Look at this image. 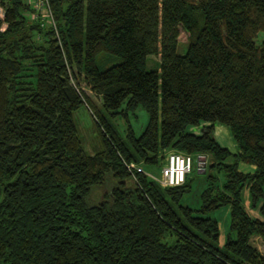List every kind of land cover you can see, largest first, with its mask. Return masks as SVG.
<instances>
[{
    "label": "trees",
    "instance_id": "trees-1",
    "mask_svg": "<svg viewBox=\"0 0 264 264\" xmlns=\"http://www.w3.org/2000/svg\"><path fill=\"white\" fill-rule=\"evenodd\" d=\"M49 3L58 37L27 0H0V264H264L252 242L264 243V219L242 200L248 189L249 208L264 216V0ZM150 55L159 62L149 70ZM82 105L101 141L93 154L73 119ZM139 107L146 126L121 135L113 120ZM215 123L239 152L217 142ZM169 149L191 154L192 169L210 156L197 208L182 203L189 174L163 187L145 173L156 175L148 169ZM131 161L144 168L136 179ZM98 187L106 191L91 203ZM224 206L221 243L210 214Z\"/></svg>",
    "mask_w": 264,
    "mask_h": 264
},
{
    "label": "rangeland",
    "instance_id": "rangeland-1",
    "mask_svg": "<svg viewBox=\"0 0 264 264\" xmlns=\"http://www.w3.org/2000/svg\"><path fill=\"white\" fill-rule=\"evenodd\" d=\"M4 28V27H3ZM261 39H264V31L259 32L257 36V41H260ZM187 43L185 36L182 35L179 40V44L177 46V52L179 54H182L186 51ZM100 55L108 56L107 53H100ZM97 58V65L99 68H103L99 57ZM159 62V56L158 55H150L147 58L146 68L147 69H154L156 68L157 64ZM78 82L79 86L83 89V91L86 93V95L98 106H101V100L100 98L91 91L90 87L86 84V81L84 80V77L81 73H78ZM73 119L78 129V135L81 139L82 147L84 151L88 154H93L94 152L101 149V141L98 135V132L96 130V124L92 115L91 110L86 106L82 105L77 110L73 112ZM148 120L147 112L139 107L134 113H129L127 116H123L119 114L114 120L113 123L116 124V127L118 128L121 135H123L126 128L130 125L135 134L139 135L144 127L146 126ZM195 129V128H194ZM230 138L232 142L235 143L233 140L231 134ZM236 144V143H235ZM202 155V154H201ZM205 156V159H202L201 156L198 157L196 165L192 169L191 173H189V177L191 180V191L187 194H185L182 198L183 204H188L193 208H197L200 205V192L205 186V169L209 163V155H203ZM232 158H229L227 162H232ZM239 167V166H238ZM202 169L200 172L198 169ZM148 169V168H147ZM239 170L245 172L249 169H245V167L238 168ZM158 169L157 167L149 168L148 171L156 172ZM106 191V187H98L92 190L89 201L91 203H95L99 201L102 198L103 193ZM247 196L249 197L248 191H244L243 193V201L246 202ZM250 198V197H249ZM248 210L251 212V215L254 214V211H252L249 208V203L247 205ZM210 215L217 218L219 222V229L221 233V243L224 242L225 236L227 234V230L229 228V222H230V206H224L214 212H212ZM260 217L264 219V216ZM252 242L254 245L261 251L262 254H264V243L259 237H254L252 239Z\"/></svg>",
    "mask_w": 264,
    "mask_h": 264
},
{
    "label": "built area",
    "instance_id": "built-area-1",
    "mask_svg": "<svg viewBox=\"0 0 264 264\" xmlns=\"http://www.w3.org/2000/svg\"><path fill=\"white\" fill-rule=\"evenodd\" d=\"M32 9V16L42 17L43 23L56 28V21L52 14L49 0H27ZM0 19H4V9L0 4ZM42 23V24H43ZM5 25H3L4 27ZM2 27V29H3ZM56 37H58V32ZM160 161L157 166V174L147 173L148 176L154 178L163 187H174L185 182L187 175L191 172L194 163V157L191 154L177 151L174 149L163 150L159 154ZM198 159V157H197ZM197 159L195 163H198ZM127 170L130 172L133 179H136V172H144V168L135 162H124Z\"/></svg>",
    "mask_w": 264,
    "mask_h": 264
},
{
    "label": "crops",
    "instance_id": "crops-1",
    "mask_svg": "<svg viewBox=\"0 0 264 264\" xmlns=\"http://www.w3.org/2000/svg\"><path fill=\"white\" fill-rule=\"evenodd\" d=\"M203 125H208L207 123H202L198 126H189L187 127V131L194 133V134H200L201 132V128L203 127ZM195 128V129H194ZM214 138L217 140V142L223 146L228 148L231 152L233 153H237L239 152L236 144L234 142H232L231 138H230V132L229 129L226 125L222 124V123H215L214 124ZM238 168L240 167H245V169H249L248 171L245 172H253L254 171V165L253 164H249L243 161H239L238 162ZM244 191H248V189H243L242 191V200H243V193ZM249 203V197L247 196L246 202L243 201V205L247 208V205ZM252 211H254V214L252 216L254 217H260L258 208L256 209H251ZM249 211V210H248ZM249 213L251 214V212L249 211ZM262 219V218H261Z\"/></svg>",
    "mask_w": 264,
    "mask_h": 264
},
{
    "label": "water",
    "instance_id": "water-1",
    "mask_svg": "<svg viewBox=\"0 0 264 264\" xmlns=\"http://www.w3.org/2000/svg\"><path fill=\"white\" fill-rule=\"evenodd\" d=\"M201 158H202V159H205V156L202 155ZM200 171H201V170H200ZM200 171H199V172H200Z\"/></svg>",
    "mask_w": 264,
    "mask_h": 264
}]
</instances>
